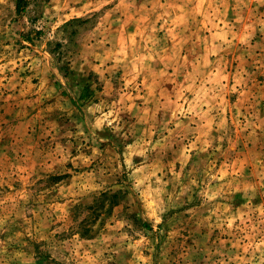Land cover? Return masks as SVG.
I'll list each match as a JSON object with an SVG mask.
<instances>
[{"label": "rangeland", "instance_id": "374dc122", "mask_svg": "<svg viewBox=\"0 0 264 264\" xmlns=\"http://www.w3.org/2000/svg\"><path fill=\"white\" fill-rule=\"evenodd\" d=\"M113 3L0 0V264H264V0H198L153 81Z\"/></svg>", "mask_w": 264, "mask_h": 264}, {"label": "crops", "instance_id": "0c3cea01", "mask_svg": "<svg viewBox=\"0 0 264 264\" xmlns=\"http://www.w3.org/2000/svg\"><path fill=\"white\" fill-rule=\"evenodd\" d=\"M111 1L114 2L112 4L113 8L110 10L113 14L111 15L107 32L117 39V45H111L114 48L113 52L109 51L114 55L111 59L116 60L115 55L120 51H125L128 55V60L131 62L132 66L130 68L132 70L137 71L147 68L151 70V68H154L155 72L150 74V78L152 81L153 79L157 80L160 76L159 67L161 63L154 54L167 52V48L177 54L178 39L182 37L183 32L182 24L191 23L188 27L193 28L194 22L198 20V17L193 16L198 11V0ZM169 4L173 6L175 14H168ZM90 6L89 4H84V6L72 7L69 4L70 13L69 11L66 12L67 18L64 23L70 24L73 21H80L82 16L92 12L93 9H90ZM97 30L101 29L97 28ZM171 34L175 35V39L170 38ZM190 34H193V32H190ZM168 39L172 42V45L168 44ZM97 45L98 43L96 42L92 46ZM99 46L102 47L101 44ZM137 48H143L145 53L151 54L142 58L135 54L140 51L136 50ZM99 51L103 52L104 50L100 49ZM97 54H99L98 51ZM103 55H101V58H103Z\"/></svg>", "mask_w": 264, "mask_h": 264}, {"label": "trees", "instance_id": "16d2710c", "mask_svg": "<svg viewBox=\"0 0 264 264\" xmlns=\"http://www.w3.org/2000/svg\"><path fill=\"white\" fill-rule=\"evenodd\" d=\"M20 5H21V0H18V4H17V12L19 13V8H20Z\"/></svg>", "mask_w": 264, "mask_h": 264}]
</instances>
